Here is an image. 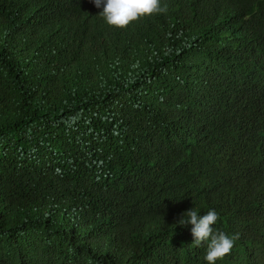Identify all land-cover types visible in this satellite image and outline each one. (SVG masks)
Returning a JSON list of instances; mask_svg holds the SVG:
<instances>
[{
  "label": "trees",
  "instance_id": "obj_1",
  "mask_svg": "<svg viewBox=\"0 0 264 264\" xmlns=\"http://www.w3.org/2000/svg\"><path fill=\"white\" fill-rule=\"evenodd\" d=\"M92 5L0 0V264H264V0Z\"/></svg>",
  "mask_w": 264,
  "mask_h": 264
},
{
  "label": "clouds",
  "instance_id": "obj_2",
  "mask_svg": "<svg viewBox=\"0 0 264 264\" xmlns=\"http://www.w3.org/2000/svg\"><path fill=\"white\" fill-rule=\"evenodd\" d=\"M109 27L124 28L133 25L141 17L165 11L160 0H90ZM194 207L186 211L179 221L182 226L191 225L194 244L206 245L204 260L207 264H217L232 251L235 236L217 231L214 225L219 215L214 209L200 214Z\"/></svg>",
  "mask_w": 264,
  "mask_h": 264
}]
</instances>
